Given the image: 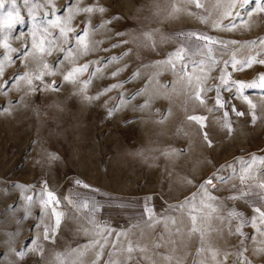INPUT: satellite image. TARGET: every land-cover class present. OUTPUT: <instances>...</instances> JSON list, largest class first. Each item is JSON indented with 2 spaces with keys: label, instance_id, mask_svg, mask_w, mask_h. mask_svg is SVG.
Wrapping results in <instances>:
<instances>
[{
  "label": "rangeland",
  "instance_id": "obj_1",
  "mask_svg": "<svg viewBox=\"0 0 264 264\" xmlns=\"http://www.w3.org/2000/svg\"><path fill=\"white\" fill-rule=\"evenodd\" d=\"M200 3L197 9L188 0H16L22 22L0 26V264H58V258L65 264H264V253L256 251L264 248V235L251 223L255 208L264 206V181L235 179L250 173H241L238 159L211 157L201 126L193 128L186 116L199 103L192 93L211 89L210 62L187 34L253 51L264 40V14L256 13L255 0L237 9L236 19L224 15L225 0ZM88 6L104 11L71 20L75 34L86 28L87 55L72 32L65 44L51 27V55L34 52V28ZM10 10L5 0L0 22ZM181 47L190 58L186 74L164 62ZM200 59L203 71L191 66ZM85 64L78 83L64 80ZM45 65L53 74L36 79ZM47 192L61 201L58 228L51 205L41 202ZM83 202L88 209L75 206ZM230 211L248 221L240 228L244 235ZM96 222L111 231L106 241L97 237Z\"/></svg>",
  "mask_w": 264,
  "mask_h": 264
},
{
  "label": "snow or ice",
  "instance_id": "obj_2",
  "mask_svg": "<svg viewBox=\"0 0 264 264\" xmlns=\"http://www.w3.org/2000/svg\"><path fill=\"white\" fill-rule=\"evenodd\" d=\"M9 3L12 4V10L7 11L6 15L3 17L2 22H0V26L6 27V28H12L14 24L22 22V18L20 16V13L18 10H16V0H8ZM189 3H193L195 4V7L197 9L202 8L203 5L200 3V0H188ZM226 2V7H227V11L225 12V16L226 17H231L233 19L239 18L241 16L240 11H238L237 9H244L246 8V6H248L250 3L253 2V0H225ZM24 3L27 5L28 4V0H24ZM73 3H75V0H73ZM71 9V5L68 6ZM5 8V0H0V9H4ZM100 11L103 12L104 9L103 8H98V9H94L92 6H88V7H83V8H76L74 11L70 10L68 16L64 17L63 19H61V17H57L54 20H50L48 22V25L40 28V27H36L34 28L33 32H32V40H31V47L34 50V52H38L40 54L43 55H51V51H52V45L54 44V37L52 35V33L49 31V28H57L59 30V35L61 37L64 38V42L65 44L68 43L69 41V37H68V33L72 32L74 35L72 37L73 42L75 43L76 46H78L81 50V54L83 55H87L88 53V43L86 42V36H87V31L86 28L85 29H81V34H75V30L71 27V20L74 18V16L76 14H78L79 12H84V13H91L93 11ZM178 10V9H175ZM235 11V15H233V12ZM255 11L257 14H264V0H255ZM247 15H251V12L246 13ZM202 23H207L206 20H202ZM214 27H217L218 24H214ZM227 27V26H225ZM233 28H235V25H232ZM190 37H195L197 41H199L200 43L197 45V51H203V55H205L207 57V61L210 62L211 67H216L218 65V62L214 56H213V52L216 50L214 48V45L217 44V41L214 40L212 37L206 35V34H197L195 32H190L187 34ZM145 37L146 39H150L151 38V34L150 33H145ZM222 47L220 49L221 55L225 54V50L227 49V45H224L223 42H220ZM232 43H236L235 41H232ZM255 43V42H253ZM261 44H264V40L260 41ZM5 47H8L7 44H5ZM61 52H69V55H71L69 49L67 48H61ZM190 58L187 57V53L185 48L181 47L177 50H175L174 52H171L169 54V57L167 58L166 61H164L165 63L169 64L173 70H175L177 68V64H179L180 67V71L182 74H186L189 71V63L188 60ZM222 63L227 66L228 64H231L232 68L236 71L241 70L244 66H251L253 63H259L261 65H264V59H260L257 60L255 56L246 59L244 61H237L235 56L231 57L230 60H224L222 61ZM205 64V60L204 59H200V60H193L191 62V66L193 68L199 67L201 69V71H203V65ZM45 71L41 74H38L35 78L36 79H42L43 76H47L50 74H53L52 72L48 71V65H45ZM88 69V65H82V66H77V67H73L70 70H68L66 72V74L64 75V80L71 82V83H78L77 77L78 75L83 74L85 71H87ZM3 74V68L0 67V75ZM17 75H19V73H17ZM91 75V74H90ZM113 75H115V73H113ZM22 78L27 79L28 83L31 85L32 81L31 79H28V77L25 75ZM197 80H200V77H197ZM220 80V85L217 87L216 92L217 95L215 96V104L217 107L219 108H223L225 106L226 101L224 100V98L219 94V88L220 87H224L226 90H229V85L232 88H235V92L233 93V96L235 97L237 94H239L240 96L243 97V99L246 101V103L249 105V109H250V113H251V117H252V121L255 122L256 118H257V113H256V105L254 103H252L251 100H248L246 96H243V93L246 89H261L264 90V73L260 74L258 76L257 80H253L252 82L246 83V82H242V81H236V80H231L230 78V74L227 72L226 67L221 69V75L219 77ZM189 81L191 82V77L189 76ZM88 83H90V80H86L84 81V84L87 85ZM53 88V90H58V87L56 86L55 82H53V85L51 86ZM112 87H117L116 85H113ZM208 91H212V89H204V88H197V90H195L192 95L189 97L190 99H195L197 101H199V103L203 104L205 102L202 93L204 92H208ZM137 95L140 94L139 92L136 93ZM86 98H88L86 96ZM234 111H236V115L237 116H243L245 115L244 112L242 111H238L235 110V108L233 107ZM225 116H227V112L224 113ZM189 120H193L195 122H197L201 128L205 127V117L203 116H189L188 117ZM229 131H231V127L230 125L226 124L225 125ZM204 139L206 141H208V145L211 147V141L208 140V133L204 132L203 133ZM221 182H223V177H220ZM244 177L241 176V182H243ZM77 183L79 184L80 182L77 181ZM205 185H212V180L209 179L208 181L204 182L201 184V192L202 193H207V188ZM85 187H87V185H85ZM261 188H264V184L260 185ZM196 194L193 195V199L194 196ZM246 195L245 192H241V196ZM239 197H233V199H238ZM214 198L209 196L208 200L211 201ZM45 207H48L49 205H51V210H52V215L55 217V227L58 228L62 218L64 216V213L62 210H57L58 205L61 203V201L59 199H57V197L52 193V192H47V199H43L41 201ZM192 200L189 199L188 201H186L185 203H191ZM69 203H74L73 201L69 200ZM201 203L203 204L204 201L202 199ZM76 207H78L79 209H88L89 208V204L87 202H83L80 203L78 205H75ZM180 207H184V204H181ZM264 207V206H262ZM262 207H256L255 208V215L254 218L251 220V223L253 225V227L256 229V232L259 234L264 235V227H259L258 225H264V210H262ZM213 211H215V209H213ZM151 218V217H149ZM193 219V223H195V217L192 218ZM229 219H238L241 221V224L237 225V232L240 233V235H244V233L240 232V228L242 226V224L244 223H248V221L244 220L243 214L241 212H229ZM94 227H96L98 229L96 235L97 237H102L105 239L106 241V236H105V232L107 233V235H111V231L107 228V226L105 225L103 228V231H100L99 229L101 228V226L99 225L98 222L95 223ZM44 239H49V235H48V229L45 228L44 229ZM91 243L93 244H100L101 240L100 239H94ZM85 247H88L87 245ZM127 251L129 253H131L133 251V248L131 246H129L127 248ZM257 253H264V248H258ZM21 255H23V253H21ZM58 264H65L64 261L59 260L58 258ZM72 264H76V261H72ZM114 264V262H113ZM237 264H239V260L237 261Z\"/></svg>",
  "mask_w": 264,
  "mask_h": 264
},
{
  "label": "crops",
  "instance_id": "obj_3",
  "mask_svg": "<svg viewBox=\"0 0 264 264\" xmlns=\"http://www.w3.org/2000/svg\"><path fill=\"white\" fill-rule=\"evenodd\" d=\"M211 37L216 40L213 36ZM256 43L261 46H257L253 51H250L248 46L244 50H241L239 48L237 49L235 45L228 46L224 44L227 45V49L225 50V54L221 55L220 49L222 45L217 41V44L214 45L216 50L213 52V56L221 63H218L216 67H211L212 91L202 93L205 102L203 104L197 103L193 109H190V112L186 116L196 115L206 118L204 121L205 127L202 128V132H207L208 140L211 141V157L220 158L222 156L224 158L238 159L241 161V173H250L249 177L243 176V174H237L235 179H241V176H243L246 180L250 179L255 182H263L264 90L246 89L243 93V96H246L248 100H251L256 105L257 118L255 122L252 121L249 105L239 94L235 97L233 96L236 90L230 85L229 90H226L224 87L219 88V94L226 101L223 108L217 107L214 99L217 95L216 89L220 85L219 77L221 75V69L226 67L231 80L246 83L257 80L258 76L264 73V65L259 63H253L250 67L246 65L239 71L234 70L231 64L225 66L222 63L224 60H230L233 56H235L237 61H244L253 56L257 60L264 59V44H261L260 40ZM233 107L235 110L244 112L245 115L237 116L236 111L232 110ZM225 112H227V116L224 115ZM226 124L230 125L231 131L225 126ZM191 126L196 128L200 125L193 121V125ZM217 150H225V152L221 155L220 151ZM216 162H219V160Z\"/></svg>",
  "mask_w": 264,
  "mask_h": 264
}]
</instances>
